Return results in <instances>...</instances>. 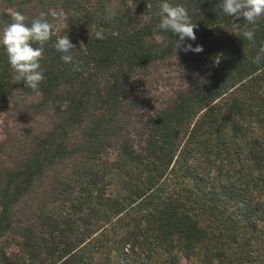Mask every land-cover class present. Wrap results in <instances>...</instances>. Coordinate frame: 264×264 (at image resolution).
<instances>
[{
	"label": "trees",
	"instance_id": "obj_1",
	"mask_svg": "<svg viewBox=\"0 0 264 264\" xmlns=\"http://www.w3.org/2000/svg\"><path fill=\"white\" fill-rule=\"evenodd\" d=\"M171 2L189 7L202 52L156 39L160 0H0V28L14 9L67 13L50 17L36 89L0 47V111L14 124L0 150V264H264V62L252 63L264 17L251 43L217 0ZM58 31L79 71L54 50ZM166 65L201 72L169 89ZM41 187L60 210L38 237L14 210Z\"/></svg>",
	"mask_w": 264,
	"mask_h": 264
},
{
	"label": "clouds",
	"instance_id": "obj_2",
	"mask_svg": "<svg viewBox=\"0 0 264 264\" xmlns=\"http://www.w3.org/2000/svg\"><path fill=\"white\" fill-rule=\"evenodd\" d=\"M222 16L233 19L243 18L242 23H232L233 28L243 39L255 43L257 22L264 17V0H217ZM10 22L0 28V47L6 55L7 63L14 73L13 79L20 81L32 89L38 87L43 73L40 68V57L45 43L52 35V21L50 17L66 20L67 13L63 8L48 7L37 9L30 17L20 10H11ZM158 23L156 28L160 33L175 34L173 49L182 52L200 53L202 45L193 46L188 41H195L194 28L196 24L191 18L190 9L183 3H173L171 0H160L157 13ZM66 28V25H65ZM65 31V29H64ZM64 31H58L53 42L54 50L60 53V59L65 64H71L73 71H79V62L74 61L72 50L75 49ZM96 40H103L101 31L94 34ZM221 56L213 58V64L220 63ZM264 62V47H260L252 63ZM186 87L187 84L184 83Z\"/></svg>",
	"mask_w": 264,
	"mask_h": 264
},
{
	"label": "rangeland",
	"instance_id": "obj_3",
	"mask_svg": "<svg viewBox=\"0 0 264 264\" xmlns=\"http://www.w3.org/2000/svg\"><path fill=\"white\" fill-rule=\"evenodd\" d=\"M110 7H115L114 3H110L109 4ZM146 23H150L151 21L148 18H145L144 20ZM156 33V39L160 40L161 39V33L158 31V29H156L155 31ZM173 61L170 62V64H172ZM205 64V62H204ZM167 67V65H166ZM206 68V64L203 66ZM166 71H172V73L170 74V80L169 81H165V85L170 84V88L173 85V88L175 89V86L177 84H180L182 82V85L188 84V82H190V80H193L196 75H198V72H201V69H198L197 73L192 71L190 68L186 69L181 66H177L174 67L173 65H170L167 67V69H165ZM174 71V72H173ZM164 84V82H163ZM173 89V90H174ZM160 92L162 91H166L163 88L159 89ZM158 95V92H157ZM155 95V96H157ZM11 114H7L4 112L0 111V150H3L2 148V143L6 142L8 145H6V152H9L10 148V142H7L10 138L9 135L12 134V132H10V127H12L14 124H12V120L10 117ZM36 124L35 127L37 129H41V127L44 126L43 123L40 122L39 118L35 119L34 121ZM10 124V125H9ZM138 128V127H137ZM33 129L34 132H30L32 133V135H36L37 133H39L38 130ZM26 129L24 127H20L19 128V135L20 136H25L24 134L26 133ZM3 134H7V138H5L3 136ZM5 150V149H4ZM3 150V151H4ZM2 151V152H3ZM1 152V153H2ZM4 156V155H3ZM4 159V158H3ZM44 189L43 187L41 188H34L33 190H30L27 195L25 197L22 198L21 202H19V204L16 206L14 212H15V216L17 217V221L20 222V224L22 225L23 229H27V228H31L32 232H34V235L36 236H40L41 234L39 233V226H41L43 223H45L46 218L50 217L51 214H55L59 212V206L60 203L59 202H49L50 199H48V197L45 195L44 199L45 201H42V193H43ZM47 192H51V191H47ZM19 223H17L18 225ZM206 226V225H204ZM14 229L18 230L19 226H15ZM43 254V253H42ZM44 255V254H43ZM44 257V256H43ZM41 257V258H43ZM179 264H190L188 261H186L185 259L181 258L179 259Z\"/></svg>",
	"mask_w": 264,
	"mask_h": 264
}]
</instances>
